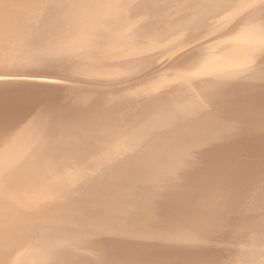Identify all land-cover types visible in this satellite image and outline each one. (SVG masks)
<instances>
[{"label": "bare ground", "instance_id": "bare-ground-1", "mask_svg": "<svg viewBox=\"0 0 264 264\" xmlns=\"http://www.w3.org/2000/svg\"><path fill=\"white\" fill-rule=\"evenodd\" d=\"M0 264H264L261 0H0Z\"/></svg>", "mask_w": 264, "mask_h": 264}, {"label": "snow or ice", "instance_id": "snow-or-ice-1", "mask_svg": "<svg viewBox=\"0 0 264 264\" xmlns=\"http://www.w3.org/2000/svg\"><path fill=\"white\" fill-rule=\"evenodd\" d=\"M261 7H264V0H261Z\"/></svg>", "mask_w": 264, "mask_h": 264}]
</instances>
